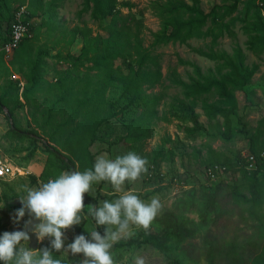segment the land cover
Returning <instances> with one entry per match:
<instances>
[{"label": "rangeland", "instance_id": "1", "mask_svg": "<svg viewBox=\"0 0 264 264\" xmlns=\"http://www.w3.org/2000/svg\"><path fill=\"white\" fill-rule=\"evenodd\" d=\"M170 2L194 6L193 0H102L104 13H111L95 17L93 3L87 9L84 0H0V97L6 103L0 113V158L19 168L21 174L10 181L0 180L2 229L13 231L22 225H14L11 219L14 212L7 210L8 204L18 201L21 193L17 189L47 182L42 177L48 159L44 140L5 138L12 123L22 130H36L44 139H53L52 143L70 156L64 142L84 122L86 112L103 103L102 113L93 114L88 121L91 124L97 119L101 124L96 141L77 160V170L91 168L98 155L115 159L133 151L147 160V171L137 180L126 182L119 192L109 181L94 182L90 195L98 199L99 206L104 200H114L123 191L132 190L145 202L155 197L161 205L147 230L131 225L133 235L116 243L124 247L111 250L115 264H125V257L126 264H133L136 256L142 257L144 264L252 263L264 242V171L260 174L259 200L254 202V181L249 173L226 172L227 167L217 164L220 170L211 177L207 165L218 160L235 168L239 167L240 159L250 154L251 148L264 152V46L258 28L262 25L258 9L264 17V4L262 0H199L200 11L216 15L210 16L201 28L203 33L212 29L213 36L159 42ZM234 2L237 10L228 13L227 8ZM22 8L27 16L35 15L33 38L7 55L3 43L9 37L15 14ZM181 18L187 21L190 15L183 14ZM85 27L92 38L107 39L113 29L125 33V55L112 63L116 77L131 74L136 65L137 56L131 48L136 34L157 61L161 80L154 87H144L148 96L158 98V115L151 120L147 139L132 144L125 140L129 121L145 118L144 107L131 110L123 119L106 118L109 106L114 103L119 106L116 101L122 94L121 84L117 81L104 92L101 83L104 70L80 60ZM171 32L172 29L168 33ZM198 51L233 57L245 71L253 72L250 83L235 92L238 109L232 116L230 132L223 118L211 120L202 110L204 100L213 103L219 99L214 93L195 99L198 132L190 134L187 129L194 127L193 123L173 114L175 99L191 100L175 81L190 83L191 77H196L193 65L200 67L204 75L227 71L222 68L223 62L210 60ZM36 64L38 82L33 88L32 69ZM99 91L103 97L83 109L76 122L69 121L70 108ZM10 110L14 112L13 121L8 119ZM87 130L90 131V126ZM83 214L84 222L67 230L66 243L75 235L97 227L88 215L87 206ZM150 236H155L162 245L145 243ZM132 242L135 243L131 245ZM58 253L65 264H80V254L73 256L64 250Z\"/></svg>", "mask_w": 264, "mask_h": 264}, {"label": "trees", "instance_id": "2", "mask_svg": "<svg viewBox=\"0 0 264 264\" xmlns=\"http://www.w3.org/2000/svg\"><path fill=\"white\" fill-rule=\"evenodd\" d=\"M85 4L90 8L93 3L92 14L95 17H105L109 15L111 11L104 13L102 10V0H84ZM194 6L187 5L183 2L175 4L170 2L168 4L169 11L166 13L164 19V30L163 33L158 35L159 42H169L177 40H185V38H190L192 36L201 37L213 36L212 29H209L206 33L201 31V28L206 24V20L210 16L216 18L215 13L212 15L204 14L197 8L199 0H193ZM264 4V0H262ZM237 3L234 2L231 7L227 8L228 13H233L237 10ZM264 9V5H263ZM183 14H189L190 18L187 21L182 20ZM258 19L262 25H258L260 29V34L263 37L262 45L264 46V17L262 11L258 9ZM35 15L27 16V21L32 22ZM14 19V18H13ZM11 27V24H10ZM11 28H9V37L3 43V46L10 41ZM172 29L171 33H168ZM32 33L34 32V27H31ZM89 30L87 27L84 29V48L82 50L80 60H85L89 62L96 69L104 70V79H102L103 91H107L115 82L119 81L121 84V97L117 100V104L114 103L109 106L110 112L106 117L107 119L113 117L126 118L131 110H139L145 108L144 115L145 118H134L127 124V135L125 140L127 143H137L147 139L150 130L151 120L157 117L158 112L156 111V106L158 103V98H151L145 92L144 87H154L161 80V72L156 68L157 61L154 57L150 55L147 49L144 48L142 40L139 34L134 36V45L131 47L134 50L137 59L134 60L135 67L132 73L129 75H122L121 77H116L114 70L112 68V63L114 60L121 58L125 55L123 40L125 33L122 30L113 29L111 35L107 39H102L100 37L92 38L90 37ZM34 34V33H33ZM33 38V37H32ZM31 38V39H32ZM93 39V40H90ZM30 40V39H29ZM26 41V40H24ZM23 41V42H24ZM22 42V43H23ZM74 40L71 39L69 44L72 45ZM21 43V44H22ZM198 53L210 60L223 62L222 68L226 69V73L216 75L213 71L209 74L204 75L200 67L193 65L194 73L196 77H191L190 83H186L182 80L177 79L175 82L178 86L182 87L184 90L185 97L190 100L175 99L173 102L174 116H183L186 120L193 123L194 127L188 128L187 131L190 134H194L199 131V125L197 123V115L195 113V108L197 103L196 98L203 95L216 94L219 99L216 102L210 103L208 100L202 102V110L204 111L207 118L214 120L217 118H223L226 126L227 132L231 130V119L235 115L238 106L235 97V92L242 91L246 87L252 78L253 72H247L244 68L235 61L233 57L226 56L225 54L206 53L203 51H198ZM38 64L32 69L33 74V88L37 85L36 70ZM102 92H97L95 96L87 97L86 99L80 101L75 108L71 107L70 119L71 122H76L80 112L83 109H87L88 106L97 99H101ZM64 101V99H61ZM97 104L91 110L86 112V119L83 123L76 126L70 133L68 139L64 142L65 149L69 152L70 156L65 155L62 150H60L51 140L44 139L40 137L36 130L27 131L22 130L15 123H12V127L9 129L5 138L10 140H19L33 138L35 140H44L46 153L48 154V159L46 161L45 167L42 172V177L46 180L55 178L61 172L77 170V160L83 156L85 152L89 151L90 146L96 141V132L100 126V122L97 119L92 120L91 124L88 121L91 120V116L101 114L102 110L100 105ZM85 107V108H84ZM6 108V103L0 97V113ZM8 119L14 120V112L9 111ZM90 126V131L88 127ZM34 153H31V156ZM261 152L255 151V148H251L249 155L256 157V169L247 171V166L249 164L248 158L239 160V167L232 168L228 166L227 163L216 162L207 165V167L214 165H221L227 167L226 172L230 171H245L249 173L253 183V201L258 202L260 196V187L262 181L260 180V174L264 171V159L260 157ZM245 202H250L246 197H242ZM252 200V199H251ZM16 203V202H15ZM15 203H10L7 205V210L9 212H14L15 209L19 208ZM85 207L89 204L98 206V199L92 197L91 195L85 193L84 196ZM94 222V219L91 217ZM95 223V222H94ZM2 221L0 218V232L7 231L6 227L1 228ZM97 226V230L103 233L104 226ZM264 228V227H263ZM264 231V229H263ZM264 233V232H263ZM264 239V236H263ZM71 242V241H70ZM47 243V241H45ZM135 242L130 243L131 245ZM145 243L152 246H161L162 242L158 240L155 236H150ZM40 246V245H39ZM123 244H115L113 249L123 248ZM260 249L252 260L251 264H264V242L258 247ZM59 258V253L55 254ZM65 264V263H64Z\"/></svg>", "mask_w": 264, "mask_h": 264}, {"label": "clouds", "instance_id": "3", "mask_svg": "<svg viewBox=\"0 0 264 264\" xmlns=\"http://www.w3.org/2000/svg\"><path fill=\"white\" fill-rule=\"evenodd\" d=\"M146 164L147 160L133 151L115 159L101 154L84 171H64L36 187L22 185L17 189L21 207L15 209L11 219L14 225L23 227L0 232V264H64L55 255L61 250L73 256L80 254V264H115L111 250L120 240L133 235L130 226L147 230L157 216L161 205L155 197L145 202L132 190H126L99 206L89 204L88 215L96 225L104 226L103 233L96 227L66 243V232L86 219L84 196L90 195L94 182L109 181L119 192L122 185L147 171ZM33 237L39 247L25 243ZM133 264H144V259L133 257Z\"/></svg>", "mask_w": 264, "mask_h": 264}, {"label": "built area", "instance_id": "4", "mask_svg": "<svg viewBox=\"0 0 264 264\" xmlns=\"http://www.w3.org/2000/svg\"><path fill=\"white\" fill-rule=\"evenodd\" d=\"M32 22L27 21V13L25 8H22L15 14L14 19L11 22V38L10 41L3 46V51L5 54L9 55L14 52L21 43L26 39H31L33 33L31 31ZM260 157L264 159V152H261ZM248 170L256 169V157L253 155H248ZM217 169V171L215 170ZM220 170V167L214 165L213 167L207 168V173L211 177H215V174ZM21 175L19 168H13L9 162L5 159L0 158V180L10 181L14 177Z\"/></svg>", "mask_w": 264, "mask_h": 264}, {"label": "water", "instance_id": "5", "mask_svg": "<svg viewBox=\"0 0 264 264\" xmlns=\"http://www.w3.org/2000/svg\"><path fill=\"white\" fill-rule=\"evenodd\" d=\"M15 204H16L17 206L21 207V205H20V203H19V200L16 201ZM21 227H23V224H22L21 226H16V227L14 228V230H16L17 228H21ZM27 242H28V244H29L30 247H33V248L39 247V244L37 243V241L35 240L34 237L32 238L31 241H27Z\"/></svg>", "mask_w": 264, "mask_h": 264}, {"label": "crops", "instance_id": "6", "mask_svg": "<svg viewBox=\"0 0 264 264\" xmlns=\"http://www.w3.org/2000/svg\"><path fill=\"white\" fill-rule=\"evenodd\" d=\"M26 40H29V39H26ZM4 159V158H3ZM84 227V226H83ZM80 228V227H79ZM78 230H80V229H78ZM80 231H82V229L80 230Z\"/></svg>", "mask_w": 264, "mask_h": 264}]
</instances>
